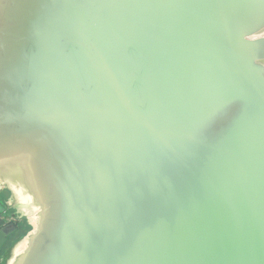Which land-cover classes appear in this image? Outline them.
Wrapping results in <instances>:
<instances>
[{"label": "water", "instance_id": "95a60500", "mask_svg": "<svg viewBox=\"0 0 264 264\" xmlns=\"http://www.w3.org/2000/svg\"><path fill=\"white\" fill-rule=\"evenodd\" d=\"M0 252L264 264V0H0Z\"/></svg>", "mask_w": 264, "mask_h": 264}, {"label": "rangeland", "instance_id": "374dc122", "mask_svg": "<svg viewBox=\"0 0 264 264\" xmlns=\"http://www.w3.org/2000/svg\"><path fill=\"white\" fill-rule=\"evenodd\" d=\"M19 216H21V215L19 213H17L16 210H14L12 212V218H18ZM18 223H19L18 228L20 230L19 234H17V236L13 240H11L10 242H16L17 240H19L18 241V244H19L22 241V239L24 238V236L29 233V231L31 230V227L28 225L26 216H24L23 219H20V221ZM21 236H22V238H21ZM2 255H1L2 257L0 256V264H6L7 258L9 257V253L6 254V252H3Z\"/></svg>", "mask_w": 264, "mask_h": 264}, {"label": "flooded vegetation", "instance_id": "af4514ba", "mask_svg": "<svg viewBox=\"0 0 264 264\" xmlns=\"http://www.w3.org/2000/svg\"><path fill=\"white\" fill-rule=\"evenodd\" d=\"M18 232H16V233H14L12 236H10V240H12L14 237H16V234H17ZM1 253V252H0Z\"/></svg>", "mask_w": 264, "mask_h": 264}, {"label": "trees", "instance_id": "16d2710c", "mask_svg": "<svg viewBox=\"0 0 264 264\" xmlns=\"http://www.w3.org/2000/svg\"><path fill=\"white\" fill-rule=\"evenodd\" d=\"M17 234H19V233H17ZM17 234H16V236H17ZM14 238H15V237H14ZM14 238H13V239H14ZM13 239H12V240H13ZM10 241H11V240H10Z\"/></svg>", "mask_w": 264, "mask_h": 264}]
</instances>
